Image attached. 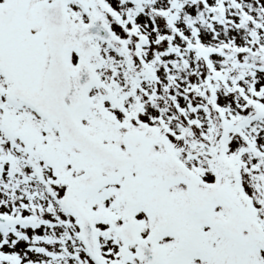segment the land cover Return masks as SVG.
<instances>
[{"label": "rangeland", "instance_id": "1", "mask_svg": "<svg viewBox=\"0 0 264 264\" xmlns=\"http://www.w3.org/2000/svg\"><path fill=\"white\" fill-rule=\"evenodd\" d=\"M95 1L117 38L112 45L94 41L91 64L97 84L89 93L84 126L117 137L118 143L127 129L144 132L155 151L175 152L206 181L227 182L264 228V151L249 149L235 136L264 135V0ZM67 7L76 21H87L78 3ZM70 63L75 66V57ZM5 88L0 80V110L16 117L0 133V167L12 153L28 149L30 155L10 157V178L0 170V212L19 219L0 229V264H9L2 260L6 256L25 258L19 264H93L62 203L64 182L75 173L73 163L57 132L27 108L7 101ZM210 92L218 109L211 105ZM253 114L259 116L255 128L246 123ZM100 122L111 124V131L98 130ZM28 127L39 131L38 143L22 138ZM175 195L169 192L170 198ZM181 202L176 230L159 242L160 264H221L230 253L227 241L212 220L190 215L186 199ZM86 205L96 219L102 255L119 258V190L112 186L94 194ZM216 208L215 215L224 213ZM135 217L146 234L153 222L141 210ZM232 255L264 264V250L255 243L232 242Z\"/></svg>", "mask_w": 264, "mask_h": 264}, {"label": "water", "instance_id": "2", "mask_svg": "<svg viewBox=\"0 0 264 264\" xmlns=\"http://www.w3.org/2000/svg\"><path fill=\"white\" fill-rule=\"evenodd\" d=\"M26 1L27 0H21L19 3L14 2L9 4L7 8L17 9L19 7L20 9L26 4ZM38 5L39 3H36V8ZM42 5L45 6L44 3H42ZM46 12L48 13L47 16L50 17L51 9L49 7L46 9ZM40 13L42 12L40 11ZM40 13L38 14L40 15ZM39 15L36 14L35 17L39 18ZM61 20L64 22V29H59V22L55 25L50 24V26L47 24L45 18H41L40 22L42 30L40 36L36 38L35 41L30 39V41L24 45L23 54L20 59L16 61L8 71L13 72L14 76H17L20 79L21 85L25 88H34L38 90L39 85L41 84L45 88L51 89L47 92L46 96L50 93L54 94L53 96L44 97L42 107L46 108L48 114H52L48 116H50V118H55L64 129L65 133H70L69 141L78 144L79 153L75 154V158L78 165L85 171L79 179L84 180V182L80 183L78 180L74 183L73 188L69 193V197L72 198L76 195L80 188H96L103 179L100 177L99 173L101 169H104L110 176L122 180V198L126 204V214L130 212L135 200L140 202H143V199L146 200L151 204V206L147 207L151 211L164 209L166 205L165 199L162 196L164 182L167 179L173 178L179 172L177 167L168 158H158L149 155L145 146L137 136H134L128 143L127 153L122 154L113 147L102 145L100 141L93 137L83 135L77 126H75L73 130L71 120L74 118L76 108L81 103L80 99L76 101L71 108L72 100H76L73 93L75 91V86H77V88L78 86L79 88L84 86L79 94L83 95L85 93L87 87L92 81L90 70L87 65H82L81 70L87 71V76L84 77V80L79 78L80 73L77 75H72L70 73H67V76L61 75L56 68V62L48 64L50 60H47L45 53L48 49H54V46H58V42L63 40L64 45L61 46L60 55H64L63 53H65L68 48L78 47L82 45L83 41L88 43L90 36L93 33L98 35H101L102 33L100 30L92 27H89L86 32L81 31L80 29L77 30L72 26H69L64 18H61ZM93 24L96 25L97 23L93 21ZM74 33H78V35L72 36ZM103 36L108 35L103 33ZM61 59H63V56ZM4 60V55L0 51V62H3ZM46 74L51 76H49L48 79L43 80ZM66 77L68 79L70 78V81L67 80ZM63 82L68 84L63 86ZM48 102L51 106H48ZM76 132L79 135H77ZM164 164L169 167V170H163ZM132 171H136L138 175L133 177L131 174ZM150 175H155L156 178L150 181L148 180V176ZM148 194L153 195L146 196ZM207 195L211 196V193H208ZM205 196L206 195H203V197ZM152 198H154V203L151 201ZM222 198L232 208V214L238 217L240 215L239 210L235 206H232V204H230L223 196ZM86 221L91 223L89 218H86ZM219 225L228 234L232 233V237H238V231L232 229L231 232L226 225ZM130 226L134 229L132 223H126L121 232L123 233V229H128ZM164 226L168 227V224H164ZM248 231L253 236L257 237V234L253 230L249 229ZM87 242L90 247H92L93 240L91 234H87ZM133 243H138V240L134 238ZM124 248L126 249V245ZM148 253L152 254L154 256V262L156 261L155 254L148 249L146 252H141L140 260L143 264H149L147 261ZM123 257L129 258V254L124 252ZM112 264L122 263L113 262Z\"/></svg>", "mask_w": 264, "mask_h": 264}]
</instances>
